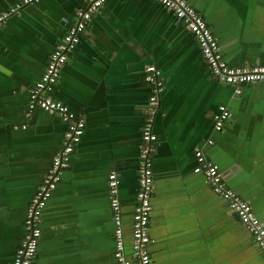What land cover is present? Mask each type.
Masks as SVG:
<instances>
[{
    "label": "crops",
    "instance_id": "0c3cea01",
    "mask_svg": "<svg viewBox=\"0 0 264 264\" xmlns=\"http://www.w3.org/2000/svg\"><path fill=\"white\" fill-rule=\"evenodd\" d=\"M0 0V264H12L25 234L30 201L60 152L66 123L40 107L30 89L76 10L90 0H39L11 8ZM207 20L225 60L264 63V0H188ZM164 90L153 117L154 194L149 251L154 264H264L228 202L196 166L195 150L226 173L264 224V83L214 78L184 22L154 0H106L61 69L54 96L86 122L69 167L42 214L34 264H118L108 175L120 180L126 254H132L142 127L151 87ZM220 104L232 115L214 130ZM212 139V143H209Z\"/></svg>",
    "mask_w": 264,
    "mask_h": 264
},
{
    "label": "built area",
    "instance_id": "2783aa9c",
    "mask_svg": "<svg viewBox=\"0 0 264 264\" xmlns=\"http://www.w3.org/2000/svg\"><path fill=\"white\" fill-rule=\"evenodd\" d=\"M37 1L39 0H19L11 8V12L17 11L23 5ZM154 1L169 9L178 20L185 23L194 35L214 78L235 85L238 87V92L241 91L240 87L245 84L264 83V63L251 66H234L228 63L207 20L188 0ZM105 2L106 0H90L85 6L76 10V22L68 28L55 49L50 53L43 74L30 89L29 109L40 107L47 113L58 115L66 123V129L62 149L53 157L50 169L30 201L25 219V234L15 252L12 264H34L42 233L43 211L61 179L62 170L69 167L72 153L85 133V119L74 113L63 100L55 97L54 90L62 67L77 48L81 36L86 31L94 14ZM8 17L9 12L0 14V27L7 23ZM145 80L151 87V93L146 107L148 119L144 122L141 133L142 142L138 165L139 184L137 203L133 213L132 254L130 256L126 254L124 240L122 208L118 194L120 180L114 171L108 175L110 208L114 222V259L118 264H154L149 251L151 242L150 217L154 194L152 158L157 143V135L153 130L152 120L159 106L164 82L161 78V71L153 64L147 66ZM231 115L227 105H218L214 114V130L221 131ZM209 143H212V139H209ZM195 157L196 166L193 171L202 173L212 190L228 202L240 222L250 231L254 243L264 253V224L250 201L229 186L226 173L217 164L208 160L202 148L195 150Z\"/></svg>",
    "mask_w": 264,
    "mask_h": 264
}]
</instances>
